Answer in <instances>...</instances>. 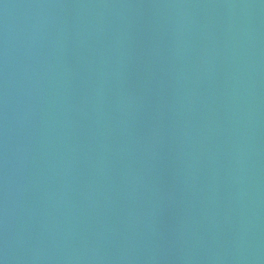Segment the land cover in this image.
<instances>
[{"label": "water", "instance_id": "obj_1", "mask_svg": "<svg viewBox=\"0 0 264 264\" xmlns=\"http://www.w3.org/2000/svg\"><path fill=\"white\" fill-rule=\"evenodd\" d=\"M0 264H264V0H0Z\"/></svg>", "mask_w": 264, "mask_h": 264}]
</instances>
